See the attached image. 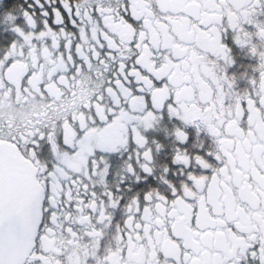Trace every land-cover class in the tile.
I'll list each match as a JSON object with an SVG mask.
<instances>
[{
	"label": "snow or ice",
	"instance_id": "1",
	"mask_svg": "<svg viewBox=\"0 0 264 264\" xmlns=\"http://www.w3.org/2000/svg\"><path fill=\"white\" fill-rule=\"evenodd\" d=\"M0 264H264V0H0Z\"/></svg>",
	"mask_w": 264,
	"mask_h": 264
},
{
	"label": "flooded vegetation",
	"instance_id": "2",
	"mask_svg": "<svg viewBox=\"0 0 264 264\" xmlns=\"http://www.w3.org/2000/svg\"><path fill=\"white\" fill-rule=\"evenodd\" d=\"M19 2H21V3H22V2H23V0H19Z\"/></svg>",
	"mask_w": 264,
	"mask_h": 264
}]
</instances>
